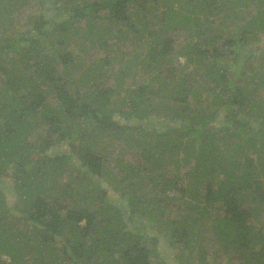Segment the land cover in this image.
Here are the masks:
<instances>
[{
	"label": "trees",
	"instance_id": "obj_1",
	"mask_svg": "<svg viewBox=\"0 0 264 264\" xmlns=\"http://www.w3.org/2000/svg\"><path fill=\"white\" fill-rule=\"evenodd\" d=\"M19 1L0 0V207L8 180L29 233L6 207L10 264L30 233L55 248L42 264H154L159 235L205 263L209 216L225 252L264 264V0H40L25 19ZM116 141L140 152L109 158ZM170 191L188 215H167Z\"/></svg>",
	"mask_w": 264,
	"mask_h": 264
},
{
	"label": "rangeland",
	"instance_id": "obj_2",
	"mask_svg": "<svg viewBox=\"0 0 264 264\" xmlns=\"http://www.w3.org/2000/svg\"><path fill=\"white\" fill-rule=\"evenodd\" d=\"M27 1H30V2L28 3ZM18 6H21L19 11H20V16H22L21 17L22 19H25L30 14H37V13H39V11L42 10V8L47 9L45 7H48L47 4L43 6L42 3L40 2V0H20ZM156 13H158V12H156ZM156 13L154 12L153 14H156ZM13 27H14L13 30L18 33V31L20 30V27H17L15 24ZM188 34H189V36L191 35L190 33H188ZM249 48L251 51H254V55L259 56L261 54V52L264 50V35H260L258 38L257 37L254 38V40H252V43H251ZM77 50L78 49H74L73 52L75 54H77L78 53ZM98 54L103 55L104 52L100 51V52H98ZM178 61H179L178 63H183L184 59L182 57H179ZM137 78H138V80L136 83V87H139V85H141V80H142L143 76L137 75ZM203 82L204 81H202L201 83H203ZM129 85H130V83H127L126 87H128ZM262 90H264L263 86H262ZM151 101L152 102H154V101L160 102V103L164 102V100L162 101V99H160L159 97H154ZM134 123L137 124L138 122L135 121ZM141 123L144 124L145 121H142ZM128 124H133V122L130 121V122H128ZM100 145H101V147L102 146L104 147L105 143L100 142ZM115 145L119 149L118 148H113V149L109 148L107 150L103 149L101 151L109 158H113L116 154H118L117 151L122 150V149H125L126 153H128L130 156L138 155V153L140 152L138 147L128 148L125 146L124 142H122V141H116ZM53 152L54 153L55 152L56 153H63V152L72 153V152H70V149L67 147V145H62V146L58 145L57 148H55L53 150ZM73 155H72V157H73L72 162L68 163V165L70 164V168H68L69 171H72V170L78 171V169L83 170V168L80 167V163L78 162L77 158H74ZM136 161L137 160L135 159V162ZM66 172L67 171H65V173ZM55 174L57 175L58 173L55 172ZM42 182H43V180L38 179V177H36L34 185L37 188H41V187H43ZM1 187L3 188V193L5 194V197H6L5 208L7 207L8 211H10V212H12L14 210L12 213L16 217L13 218V222L16 223V225L18 227V229H17V230H19V232H17V233H19L18 235H20L21 233L29 234L28 231L26 230V228L28 226H26L23 223L22 218H21L22 217L21 213L18 212L17 210H15V208H16L15 205L17 204L16 198H15L16 196H15V193L13 191V188H11V184L7 180L6 182L1 183ZM39 190H41V189H39ZM112 197L115 199L114 201L118 206L126 207V202L122 198L116 196L115 194ZM168 197H170L171 199L174 198V200L172 199L174 201L172 206H174L175 208L169 209L167 215H170L171 217L174 216V217H179V218H182V217L188 215L189 212L184 211L185 203H183L179 193L170 191L168 194ZM7 200H8V206H7ZM24 202L26 204L28 203L27 200H24ZM247 203L249 204V202H247ZM255 204H259V203L256 202ZM259 207H261L262 214L259 215V217L257 219V228L263 229L264 228V204L263 205L259 204ZM5 208H4V206H3V208L0 207V214H2L4 212ZM213 210L214 209L212 207V211ZM214 213H215V211H213V213H211L212 217H213ZM192 214L196 218H199V215H198V213H196V211H193ZM202 222L200 224H202L203 226H200L201 234H199V236H198L199 240H197L198 241L197 245L202 246V248L204 250L203 255H204V259L206 261L205 263L203 261H201L202 259H200V258H202V257L200 256V258H199L198 257L199 254L197 255L196 251H193L191 253H187V251L184 250V252H182L181 254H178L179 249L176 248L175 246H172L171 243L165 237L162 238L161 235H159L160 242L154 245L155 256L152 254L151 261L155 262L154 264H160L161 262L162 263L164 262L165 264H246V262L241 257L239 252H235L232 249L227 250V252L224 251V249L222 248V245H220L221 239H219V236L216 235L215 233H213L209 228H207L208 225H211L213 223V220L210 216L207 217L205 220L202 219ZM30 228H31V226H30ZM15 231L16 230H14V232ZM152 231L153 232H151V230L147 231L146 232L147 236H149V237L155 236V234H153L155 230H152ZM38 234L30 233V236L32 239L30 243L32 244L33 247L30 249L23 248L24 251H22L20 253V255H21L20 260L23 261L24 264H42L44 261L48 260V258L50 257L49 253H51V258L53 257L52 253H54L55 248L53 247V245L52 246L47 245V246H45L46 248H44V246L41 245L42 242H40L41 244L39 243L40 237L37 236ZM4 238H6V237H4ZM146 241L151 245L150 239L146 240ZM21 245H23V244H21ZM7 248H10V247L3 246V248H2V251H5V253H3L0 250V264H10V260H11L10 256L11 255L9 253L13 252V249L11 248V251H8ZM246 253H244V251H243L244 256H246ZM261 259L264 260L262 257H260L259 262L256 259L254 260V262L260 263ZM53 260H54V258H53ZM11 264H13V263H11Z\"/></svg>",
	"mask_w": 264,
	"mask_h": 264
}]
</instances>
